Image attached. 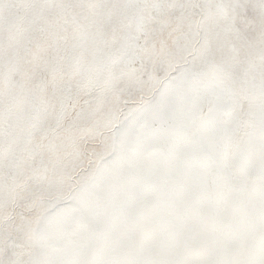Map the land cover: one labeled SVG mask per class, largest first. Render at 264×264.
<instances>
[{"label":"snow or ice","instance_id":"6c2138e0","mask_svg":"<svg viewBox=\"0 0 264 264\" xmlns=\"http://www.w3.org/2000/svg\"><path fill=\"white\" fill-rule=\"evenodd\" d=\"M0 264H264V0H0Z\"/></svg>","mask_w":264,"mask_h":264}]
</instances>
